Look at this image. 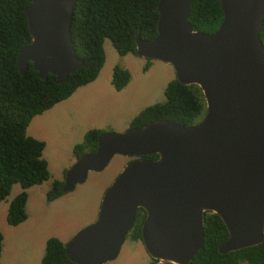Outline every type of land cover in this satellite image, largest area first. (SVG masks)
I'll return each mask as SVG.
<instances>
[{"label":"water","instance_id":"obj_1","mask_svg":"<svg viewBox=\"0 0 264 264\" xmlns=\"http://www.w3.org/2000/svg\"><path fill=\"white\" fill-rule=\"evenodd\" d=\"M29 41L19 47L20 74L62 83L82 65L69 26L76 0H26ZM193 0H157L156 34L134 36V55L169 65L174 79L196 86L204 112L192 124L164 120L102 132L92 152L65 171L61 190L99 172L113 155L130 158L102 194L96 216L64 245L74 264H104L118 253L138 209L150 264H189L203 239V214L218 216L227 238L220 254L264 239V46L258 32L264 0H218L211 33L188 22ZM155 154L154 159H143Z\"/></svg>","mask_w":264,"mask_h":264},{"label":"trees","instance_id":"obj_2","mask_svg":"<svg viewBox=\"0 0 264 264\" xmlns=\"http://www.w3.org/2000/svg\"><path fill=\"white\" fill-rule=\"evenodd\" d=\"M157 0H76L69 26L74 53L82 65L67 75L62 83L54 76L45 80L37 77L31 63L20 74L15 58L21 45L28 43L29 33L24 16L26 0H0V201L17 183L22 191L7 205L6 222L15 226L26 214L25 189L39 185L48 178L46 162L41 158L44 143L25 135L31 118L68 98L76 88L90 83L104 62L102 42L106 38L118 55L134 54V36L150 40L156 34ZM222 18L218 0H193L188 22L193 30L213 32ZM264 46V18L258 32ZM145 59L142 70L149 65ZM129 80V72L119 66L112 68L110 84L121 90ZM164 101L141 109L130 119L128 127H141L149 122L164 120L186 126L202 116L204 103L199 89L182 85L175 79L163 88ZM101 129L88 130L82 141L74 145L72 153L92 152ZM155 154L143 159H154ZM62 181L54 180L45 193L46 200L61 195ZM143 211L135 213L130 238H139V221ZM203 239L199 251L189 264H264V239L252 247L220 254L217 247L227 238L226 229L215 214H203ZM2 236L0 234V250ZM39 264H74L64 253V244L50 237L44 244Z\"/></svg>","mask_w":264,"mask_h":264},{"label":"rangeland","instance_id":"obj_3","mask_svg":"<svg viewBox=\"0 0 264 264\" xmlns=\"http://www.w3.org/2000/svg\"><path fill=\"white\" fill-rule=\"evenodd\" d=\"M104 62L90 83L80 86L65 100L31 118L25 135L44 143L41 158L45 160L48 178L25 189L26 218L18 225L6 222L9 200L22 189L15 183L0 201V264H39L46 239L57 238L64 245L81 228L95 218L103 192L130 158L113 155L99 172L89 171L85 180L53 200L45 193L51 183L62 181L73 164L74 145L90 129L122 132L141 109L164 101L163 88L174 79L169 65L145 59L132 53L118 55L108 39L102 42ZM129 72V80L119 91L110 84L112 68ZM201 116L195 119L197 122ZM81 155V154H80ZM140 240L125 236L117 255L104 264H150Z\"/></svg>","mask_w":264,"mask_h":264},{"label":"flooded vegetation","instance_id":"obj_4","mask_svg":"<svg viewBox=\"0 0 264 264\" xmlns=\"http://www.w3.org/2000/svg\"><path fill=\"white\" fill-rule=\"evenodd\" d=\"M82 153H90V152L85 151V152H82ZM82 153H81V154H82ZM75 158H77V157H75ZM143 219H144V213H143ZM143 219H142V220H143ZM142 220L139 221V224H138V225H139V228H140V224H141ZM134 222H135V221H134ZM134 222H133V224H134ZM133 224H132L131 228L129 229V231L127 232L126 237L129 236L130 231H131V229L133 228ZM136 240H140V242H141V239H140V233H139V238H137Z\"/></svg>","mask_w":264,"mask_h":264},{"label":"crops","instance_id":"obj_5","mask_svg":"<svg viewBox=\"0 0 264 264\" xmlns=\"http://www.w3.org/2000/svg\"><path fill=\"white\" fill-rule=\"evenodd\" d=\"M10 201V200H9ZM9 203V202H8Z\"/></svg>","mask_w":264,"mask_h":264}]
</instances>
